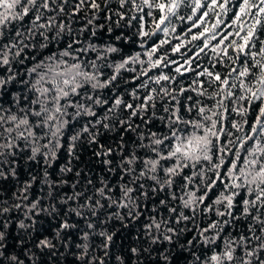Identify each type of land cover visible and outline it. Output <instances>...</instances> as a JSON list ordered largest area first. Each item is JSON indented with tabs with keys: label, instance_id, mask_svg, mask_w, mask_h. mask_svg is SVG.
I'll use <instances>...</instances> for the list:
<instances>
[{
	"label": "snow or ice",
	"instance_id": "snow-or-ice-1",
	"mask_svg": "<svg viewBox=\"0 0 264 264\" xmlns=\"http://www.w3.org/2000/svg\"><path fill=\"white\" fill-rule=\"evenodd\" d=\"M0 264H264V0H0Z\"/></svg>",
	"mask_w": 264,
	"mask_h": 264
}]
</instances>
